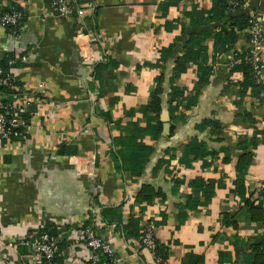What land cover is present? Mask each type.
I'll use <instances>...</instances> for the list:
<instances>
[{"label":"crops","instance_id":"1","mask_svg":"<svg viewBox=\"0 0 264 264\" xmlns=\"http://www.w3.org/2000/svg\"><path fill=\"white\" fill-rule=\"evenodd\" d=\"M73 1L84 9V17L56 16L51 0H0V11L17 4L27 13L18 41L0 28V58L17 53L33 55V60L20 64L16 70L20 84L45 90L59 107L55 115L48 116L42 110V118H34V124L42 125L43 129L33 131L34 140L30 144L0 148V228L11 237L20 238L45 228L46 223L67 226L72 220L87 221L96 209L92 182L96 169L106 197L103 208L125 203L126 220L133 214L141 217L142 224L147 220L162 223L156 236L168 248L166 264H187L190 255L203 257L205 264H222L219 260L222 252L230 253L234 260L224 264H246L243 256L250 252L251 245L264 243V221L255 223L249 214L243 213L238 222L239 231L222 227V212L237 207L238 198L231 194L236 179L235 165H223L217 160V168L201 169L203 162L198 161L190 171L177 173L178 163L173 161L170 169H176L174 172L185 177L186 183L198 176L224 181L225 186L216 191L207 208L190 210L191 190L183 186L175 192L173 172L168 173L159 162L168 150L179 149L196 138L208 142L210 149L229 148L235 161L237 139L243 135L252 138L256 131L264 132V41L263 87L257 95L248 93L240 97L237 84L242 77L231 73L234 54L249 48L246 34L240 37L233 52L218 55L215 62L210 58L209 82L201 85L197 102L184 112L185 123L170 119L171 89L164 85L167 93L162 97L160 114L163 132L158 141L144 138L154 151L142 177L130 183L127 175L114 171L108 153L112 140L121 133L116 123L121 122L122 127L131 121L145 124L139 113L132 118L126 116L127 112L147 105L156 90L161 69L145 65H155L162 49L181 38L175 59L165 70L168 79L171 78L177 60L184 54L181 48L190 36L211 33L214 27L195 26L186 13L194 6L208 10L212 2ZM246 7L256 9L264 33V1L250 0ZM44 15L49 18L42 21ZM101 66L107 68L99 69ZM177 84L187 89L186 96L192 95L198 84L197 67L191 66ZM101 92L104 94L100 95ZM105 112L110 113L112 123L103 120L101 113ZM205 121L219 123L222 136L211 134L209 128L200 133L198 126ZM65 144H75L79 151L74 156L61 155L56 150ZM253 152V164L245 178L246 196L263 201L264 206V142ZM145 184L161 191L165 198L149 206L136 205L135 196ZM103 208L96 214L102 225L99 235L113 241L118 264H153L151 255L138 242H126L121 231L104 222ZM0 264L16 262L11 254L6 257L0 250Z\"/></svg>","mask_w":264,"mask_h":264},{"label":"trees","instance_id":"2","mask_svg":"<svg viewBox=\"0 0 264 264\" xmlns=\"http://www.w3.org/2000/svg\"><path fill=\"white\" fill-rule=\"evenodd\" d=\"M249 1L250 0H237V5H233L232 0H211L212 5L210 9H199V7L194 6L192 11L186 13V18L190 20L191 24L195 26L199 24H211L214 25V27L211 33L205 31L201 34H193L190 36V39L185 43L183 49L181 48V50H184V54L177 60L171 78L168 79L165 70L168 64L175 59L176 49L179 46L181 38H177L168 48L162 49L161 57L155 65H145L147 68L156 66V68L161 69V73L156 79V90L152 94L150 102L147 105L140 107L138 110H132L126 113V116L130 118L139 113L143 117L145 124L142 125L141 121H131L127 123L125 127H122L121 122L116 123L121 133L112 140L111 149L108 152L113 161L114 171L127 175L130 183H136L137 180L142 177L150 156L154 151L153 146L143 141L144 138L150 137L152 140L158 141L163 132L160 114L163 109L162 97L167 93L164 85L167 84L171 89L168 95L170 119L174 123H185L187 119L184 112L190 111L192 106L197 102L202 88L201 85L209 82V76L212 72L210 58L215 62L218 55L233 52L242 35L246 34L248 38V31L253 22L257 20L256 9H248L246 7ZM169 2H171V0ZM11 8H15L24 15L20 22V27L17 29L20 34V28L25 22L27 13L17 4H10L7 8L1 10V12L7 13L11 11ZM250 57V50L248 48L241 53L234 54L232 60V76L238 75L242 77L241 81L237 84L240 97L248 93L257 95L263 87L261 76H259V78L257 77ZM13 58L14 54H8L1 58L0 65L5 73L10 70L9 61ZM191 66L197 67L198 84L194 89V93L190 96H186L187 89L177 84V82L182 75L186 74ZM17 67L20 68V64H18ZM105 68H107V66H101L99 69ZM5 92L12 94L11 91ZM101 94L103 95L104 93L101 92L100 95ZM34 111L35 108L31 107L30 113H34ZM101 115L103 120L108 124L113 122L110 113L105 112L101 113ZM252 126H254V124H252ZM220 127V124L217 122L205 121L198 126V131L204 133L209 128L211 134L222 136ZM257 135H260L261 138L259 139ZM23 141L24 140L20 138V144H23ZM260 142H264V132L256 131L252 138H248V136L245 135L239 137L235 150L237 159L234 161L232 152L229 148H221L220 151L210 149L208 142L197 138L191 139L179 149L168 150L166 157L160 160L159 165L161 167L164 166L168 173L172 174L173 172L175 192H179V189L183 186H187L191 190L192 194L188 198V208L190 210H198L200 208H207L211 204L216 196V191L225 186L223 185V179L207 180L198 176L190 180L189 183H186L185 177H178L177 173H179L180 170L190 171L198 161L203 162L201 169L216 166L217 160L223 165L234 164L236 179L233 181L234 188L231 194L235 198H238L237 207L222 212L221 225L224 229L239 231L238 222L240 215L243 213L249 214L252 221L255 223L264 221L263 201L258 199L255 200L252 196L247 197L245 187V178L254 160L253 150L258 147ZM56 151H60L61 155L74 156L79 150L75 144H65L59 146ZM221 154L222 156H220ZM175 160H177L178 163L177 173L174 172L176 169H170L172 167V162ZM261 197H263V195H261ZM164 198L165 195L161 191L156 190L151 185L145 184L136 194L135 204L140 207L149 206L157 199ZM94 202L96 205L99 204L98 196L94 198ZM125 206L126 204L124 203L116 208H103L101 213L102 219L106 224L114 225L117 230L121 231L123 239L126 242L136 241L141 248H143L142 230L144 226L142 225L141 217L137 218L134 217L133 214H130L126 220ZM163 217L165 219V213H162V218ZM86 224L90 225L91 223L88 221ZM155 224L158 227L161 226L162 223L155 222ZM58 229H65V231H67L69 227H58L46 223L42 231L54 236L57 235ZM236 236V239H238L239 236ZM60 247L62 250L65 248L64 242L60 244ZM26 252L25 249H21V254H25ZM157 255L162 258L164 262L168 260V248L161 245L158 240ZM243 258L246 264H264V243H254L251 245L250 252L245 254ZM219 260L222 264L233 263L234 261L231 254L228 252H222L219 256ZM56 263L64 264L62 259H57ZM187 264H205V260L203 257L190 255Z\"/></svg>","mask_w":264,"mask_h":264},{"label":"built area","instance_id":"3","mask_svg":"<svg viewBox=\"0 0 264 264\" xmlns=\"http://www.w3.org/2000/svg\"><path fill=\"white\" fill-rule=\"evenodd\" d=\"M233 5H237V0H232ZM51 6L55 15L61 18L84 17L85 11L73 0H51ZM52 16V15H51ZM23 13L11 8V11L2 13L0 11V28L8 31L10 36L18 41V28L23 19ZM49 18L44 15L42 21ZM53 17V16H52ZM264 41L262 25L256 20L248 31V42L250 50V61L254 66L256 75L259 78L263 70V59L261 56ZM3 58V57H1ZM0 58V60H1ZM31 54L14 55L9 61L10 70L5 73L0 65V148H7L11 145H28L34 140L32 133L34 130L41 131L42 125L34 124V118L41 119V111L46 115H55L59 109L57 103L48 95L45 90H36L29 86H21L17 73L18 64H26L33 60ZM4 90V91H3ZM5 91H11L12 94ZM14 93V94H13ZM34 107V113H30V108ZM40 111H37L40 109ZM96 166V163H92ZM93 182V203L96 209L90 213L87 221H69V229H58L57 235H51L42 231L44 227L29 236L20 238L11 237L0 228V250L6 257H11L16 264H57V259H62L64 264H118L113 241L105 240L99 235L102 225L96 220L99 209L106 204V197L103 193L101 176L94 170ZM98 196L99 204L96 205L94 198ZM90 221V225L86 223ZM58 227H67L59 223ZM62 225V226H61ZM142 246L152 258L153 264H166L157 255V229L154 220L143 221ZM64 242L63 250L60 244ZM21 249L27 252L21 254ZM20 251V252H19Z\"/></svg>","mask_w":264,"mask_h":264},{"label":"water","instance_id":"4","mask_svg":"<svg viewBox=\"0 0 264 264\" xmlns=\"http://www.w3.org/2000/svg\"><path fill=\"white\" fill-rule=\"evenodd\" d=\"M167 121V120H166ZM167 123V122H166ZM142 184L144 183V182H141Z\"/></svg>","mask_w":264,"mask_h":264}]
</instances>
